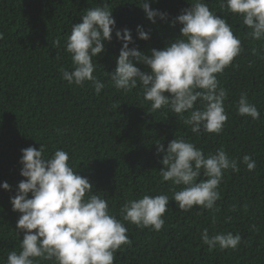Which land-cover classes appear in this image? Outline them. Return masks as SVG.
<instances>
[{
	"label": "trees",
	"instance_id": "trees-1",
	"mask_svg": "<svg viewBox=\"0 0 264 264\" xmlns=\"http://www.w3.org/2000/svg\"><path fill=\"white\" fill-rule=\"evenodd\" d=\"M204 2L226 19L242 45L231 65L217 75L228 90L224 101L228 120L218 135L192 133L168 109L149 114L150 105L139 87L127 93L117 91L104 74L115 69L121 47L114 33L112 41L105 42V51L93 58V75L105 84L99 94L90 82L76 87L61 78V69L72 70L65 51L67 36L89 8L112 9L116 28L132 30L135 45L146 55L175 39L179 23L159 19L150 23L139 7L140 0H0V183L10 185L8 191L0 188V264H6L10 251H19L23 238V233H16L20 214L10 204L24 179L20 176L21 149H39L40 145L46 157L57 149L65 150L70 166L88 178L117 219L126 200L169 195L160 231L124 222L132 243L115 253L114 264H264V42L250 39V29L239 16L222 9L221 0ZM191 3L151 0L150 7L168 13L172 21ZM137 25L150 30V39L136 38ZM57 39L59 47L54 45ZM241 92H247L259 119L237 115ZM177 137L192 142L205 155L223 148L237 159L239 171L224 172L217 212L199 206L182 211L171 200L173 188L180 187L163 181L159 174L163 154H157L156 147L159 142L166 149ZM245 154L256 162L252 171L240 163ZM202 179L206 178L201 175L198 180ZM204 229L210 237L231 232L242 239L236 250H209L200 239ZM39 264L53 262L41 260Z\"/></svg>",
	"mask_w": 264,
	"mask_h": 264
},
{
	"label": "clouds",
	"instance_id": "clouds-1",
	"mask_svg": "<svg viewBox=\"0 0 264 264\" xmlns=\"http://www.w3.org/2000/svg\"><path fill=\"white\" fill-rule=\"evenodd\" d=\"M150 2L139 3L145 18L152 24L157 19L179 23L175 39L161 49H150L146 55L135 45L132 30L116 28L112 9L104 5L89 8L81 15V22L71 26L67 36L65 51L71 57L72 70L61 69L62 80L76 87L90 82L99 94L105 84L93 75V58L105 51V42H111L114 33L121 47L115 69L104 74L117 91L127 93L139 87L143 100L150 105L149 114L168 109L194 134H220L228 120L224 106L228 90L220 85L217 75L241 53L240 39L226 19L211 11L204 0H192L191 6L182 9L172 21H168V13L151 8ZM220 7L241 18L250 29V39L264 42V0H221ZM135 32L139 40L150 39V30L142 25H137ZM54 45L59 47L60 40L54 41ZM136 65H143L146 70ZM236 112L253 120L260 117L247 92L240 93ZM156 152L163 154L159 170L163 181L180 187H174L171 196L180 210L189 211L193 206L213 213L219 210V186L226 170L239 171L237 159L230 158L223 148L205 155L183 137L169 141L166 149L158 142ZM21 153L20 176L24 179L10 197V204L20 214L16 233H23V238L19 251L8 253L6 264H39L41 260L53 264H114L115 253L132 243L124 222L140 229L163 228L169 195L146 194L126 200L117 219L108 201L94 191L88 178L70 166L65 150L57 149L46 157L45 147L40 145L39 149H21ZM240 163L249 171L256 167L248 154L243 155ZM201 175L206 179L198 180ZM0 188L8 191L10 185L5 181ZM200 239L209 250L219 247L224 251L236 250L242 238L231 232L210 237L208 229H204Z\"/></svg>",
	"mask_w": 264,
	"mask_h": 264
}]
</instances>
